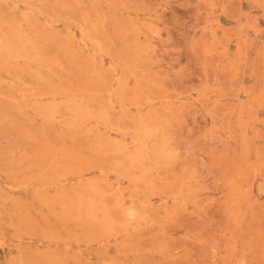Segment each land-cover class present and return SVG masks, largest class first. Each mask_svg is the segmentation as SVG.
<instances>
[{"label":"rangeland","instance_id":"374dc122","mask_svg":"<svg viewBox=\"0 0 264 264\" xmlns=\"http://www.w3.org/2000/svg\"><path fill=\"white\" fill-rule=\"evenodd\" d=\"M0 264H264V0H0Z\"/></svg>","mask_w":264,"mask_h":264}]
</instances>
